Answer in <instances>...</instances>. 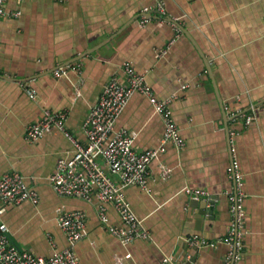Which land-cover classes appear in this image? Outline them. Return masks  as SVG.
<instances>
[{"label":"crops","instance_id":"crops-1","mask_svg":"<svg viewBox=\"0 0 264 264\" xmlns=\"http://www.w3.org/2000/svg\"><path fill=\"white\" fill-rule=\"evenodd\" d=\"M164 3L166 18L180 24L178 31L151 10L156 0L6 4L20 17H0V178L20 173L40 196L37 205L0 203V224L8 226L20 249L49 258L67 248L58 211L83 210L88 237L75 248L80 264H119L118 258L122 264H225L228 245L200 249L189 247L187 239L215 241L229 233L235 182L228 168L236 161L246 212L240 264H264V0ZM144 14L151 20L141 25ZM126 63L145 76L159 99L176 97L171 110L186 142L181 150L168 145L152 163L150 191L126 189L151 235L128 246L102 227L96 202L53 190L49 178L60 159L73 156L71 141L57 128L36 143L26 140L27 128L50 110L67 111V128L85 142L83 127L92 107L113 78L125 81ZM59 68L66 73L56 77ZM27 88L36 91V100ZM238 112L253 116L252 124L234 120ZM164 129L142 94L129 100L116 123L117 131L134 137L138 152L158 148ZM162 166L172 170L167 178ZM196 190L214 201L202 219L193 207ZM108 215L112 225L122 226L111 205Z\"/></svg>","mask_w":264,"mask_h":264},{"label":"built area","instance_id":"built-area-1","mask_svg":"<svg viewBox=\"0 0 264 264\" xmlns=\"http://www.w3.org/2000/svg\"><path fill=\"white\" fill-rule=\"evenodd\" d=\"M15 1L21 3L26 0H0V17L19 18V12H8L6 4ZM64 2L65 0H52ZM158 15L159 20L167 21L176 31L180 24L175 19L166 18L164 0H156L151 9ZM149 12V11H146ZM151 20L147 15L142 16L141 25ZM125 81L113 78L104 88L96 105L87 117L83 132L85 142H79L67 128L68 112H44L43 117L31 124L26 131V140L29 143L38 142L44 134L52 128L59 129L74 147L71 158L59 160L55 172L49 178L53 190L61 197L76 198L87 203H97L98 217L103 228L118 238L124 246L137 240H150L151 235L145 229L138 216L126 198L125 191L130 187H139L150 191V182L154 179L151 165L167 150L168 145L183 149L186 142L173 117L171 104L176 97L168 100L159 99L145 76L139 74L131 63L123 67ZM66 73L65 68L54 72L56 77ZM26 92L32 100H36V91L27 88ZM80 95V89L77 91ZM135 94L146 96L154 111L162 118L164 134L161 145L152 150L138 152L135 149L134 137L126 131H117L116 123L126 108L129 100ZM236 118H243L246 125H251L254 117L237 113ZM172 170L162 166V177L167 178ZM229 178L235 182V191L229 195L233 213V223L226 237L209 241L199 235L187 239L189 247L215 248L220 244L230 247L225 257V264H240L243 249V230L245 227V195L240 190L242 175L239 164L234 161L228 168ZM115 178L117 180H115ZM194 200L211 201L205 191H193ZM37 205L40 202L38 192L28 185L26 177L17 172H9L0 178V203L7 206L22 203ZM108 205H111L119 215L122 226L116 227L110 223ZM1 215V212H0ZM58 224L68 241V247L55 250L49 258L37 256L17 247L11 237L8 226L0 224V264H80L75 253L77 244L88 237L87 215L83 210L58 211ZM55 248V244L52 242ZM127 255L126 258H130ZM122 264V259H117ZM165 259L164 262H169Z\"/></svg>","mask_w":264,"mask_h":264},{"label":"water","instance_id":"water-1","mask_svg":"<svg viewBox=\"0 0 264 264\" xmlns=\"http://www.w3.org/2000/svg\"><path fill=\"white\" fill-rule=\"evenodd\" d=\"M207 69L209 71V75H210L211 79H213L210 67L208 66ZM17 81H20V80H17ZM227 130L229 131L228 126H227ZM212 202H214V201L213 200L212 201H201V202L198 200L193 201V205H194L193 207L198 209V216L197 217H199V219H202L203 216L206 215V212H207L206 209H207L208 203H212Z\"/></svg>","mask_w":264,"mask_h":264}]
</instances>
